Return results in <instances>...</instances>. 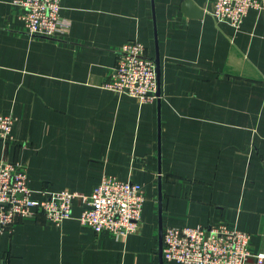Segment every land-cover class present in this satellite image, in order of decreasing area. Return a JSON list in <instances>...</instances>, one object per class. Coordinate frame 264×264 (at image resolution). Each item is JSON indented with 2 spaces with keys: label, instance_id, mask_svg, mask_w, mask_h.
<instances>
[{
  "label": "crops",
  "instance_id": "0c3cea01",
  "mask_svg": "<svg viewBox=\"0 0 264 264\" xmlns=\"http://www.w3.org/2000/svg\"><path fill=\"white\" fill-rule=\"evenodd\" d=\"M14 1L0 0V115L16 118L0 159L25 164L36 200L90 196L112 176L144 202L125 239L83 227L77 201L59 226L17 219L0 264H177L163 259L165 228L220 224L264 252V0L238 28L212 18L213 0L188 13L186 0H61L56 39L29 35ZM133 40L158 67L150 102L103 87Z\"/></svg>",
  "mask_w": 264,
  "mask_h": 264
},
{
  "label": "built area",
  "instance_id": "2783aa9c",
  "mask_svg": "<svg viewBox=\"0 0 264 264\" xmlns=\"http://www.w3.org/2000/svg\"><path fill=\"white\" fill-rule=\"evenodd\" d=\"M23 7L22 19L31 36L58 38L68 31L60 17L61 0H17ZM262 6L256 0H213L211 16L238 28L251 8ZM103 87L126 94L139 102H150L158 89L155 63L145 55L138 41L123 44L117 54L110 78ZM15 116L0 115V142L13 140ZM84 208L78 218L83 227L95 234L107 232L125 239L140 226L144 202L142 187L130 181L103 176L90 196L69 190L50 193L41 200L32 198L25 164L0 159V236L12 230L17 219L42 214L56 226L71 215L73 203ZM164 261L177 264H264V252H250L248 233L220 224L212 227H167L162 237Z\"/></svg>",
  "mask_w": 264,
  "mask_h": 264
},
{
  "label": "water",
  "instance_id": "95a60500",
  "mask_svg": "<svg viewBox=\"0 0 264 264\" xmlns=\"http://www.w3.org/2000/svg\"><path fill=\"white\" fill-rule=\"evenodd\" d=\"M184 9L186 10V12L188 13L191 10H195V12H197V9L195 8V6L192 4V2H190V0H186L184 3ZM199 14H201V11H199ZM198 15V14H197ZM155 71H156V78H157V82H158V67L155 65ZM157 96L158 92H157Z\"/></svg>",
  "mask_w": 264,
  "mask_h": 264
}]
</instances>
